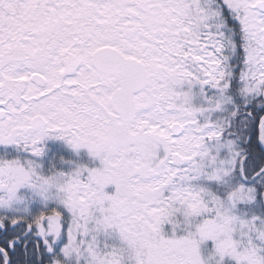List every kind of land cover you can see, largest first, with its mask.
Returning <instances> with one entry per match:
<instances>
[{
  "label": "snow or ice",
  "instance_id": "snow-or-ice-1",
  "mask_svg": "<svg viewBox=\"0 0 264 264\" xmlns=\"http://www.w3.org/2000/svg\"><path fill=\"white\" fill-rule=\"evenodd\" d=\"M0 264H264V0H0Z\"/></svg>",
  "mask_w": 264,
  "mask_h": 264
}]
</instances>
